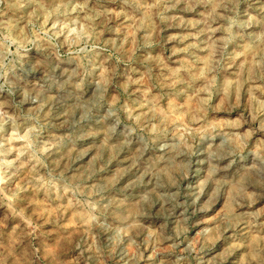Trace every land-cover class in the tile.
Here are the masks:
<instances>
[{
  "label": "clouds",
  "instance_id": "obj_1",
  "mask_svg": "<svg viewBox=\"0 0 264 264\" xmlns=\"http://www.w3.org/2000/svg\"><path fill=\"white\" fill-rule=\"evenodd\" d=\"M244 2L0 0V200L12 191L14 179L30 170L28 183L44 194L49 208L56 206L52 222L60 226L58 214L66 207L73 214L81 236L66 247L75 264H107L115 259L113 248L119 249L121 264H138L148 250L151 264H193V258L196 264H213L218 253L203 248L196 253L190 245L179 252L184 243L179 233L148 229L138 240L134 220L118 223L115 211L107 210L106 189L88 183L85 173L65 175L53 167L59 119H49L45 107L55 90L86 112L106 108L115 125L123 115L127 135L145 150L163 153L166 164L210 144H218L230 163L236 156L243 160L247 142L255 132L264 133V6L259 14L242 12ZM181 3L187 12L202 8L199 18L168 15ZM161 25L184 30L168 37L169 44L177 43L167 57L153 51ZM134 65H143V71ZM116 89L138 98L121 102ZM245 101L248 118L241 113L222 123L216 119L218 112H236ZM257 159L253 167L264 179V156ZM166 246L167 253L157 251ZM247 254L249 264H264V235L253 239ZM42 255L30 242L14 246L0 238V264H40ZM68 261L58 257L56 264Z\"/></svg>",
  "mask_w": 264,
  "mask_h": 264
},
{
  "label": "rangeland",
  "instance_id": "obj_2",
  "mask_svg": "<svg viewBox=\"0 0 264 264\" xmlns=\"http://www.w3.org/2000/svg\"><path fill=\"white\" fill-rule=\"evenodd\" d=\"M261 6L264 0H246L241 11L259 14ZM113 7L119 10V5ZM185 7L181 3L168 15L198 19L203 10L187 12ZM119 24L118 18L114 25ZM183 32L174 26L161 25L159 43L153 51L165 57L171 55L177 42L169 44L168 37ZM180 58L187 57L180 54ZM134 67L143 71V65ZM116 94L121 95V102L138 98V94L124 96L119 89ZM45 113L54 122L59 119L54 129L59 150L53 153L52 166H58L65 175L85 173L88 183L106 189L107 210L115 211L118 223L134 220L137 227L133 231L138 240L144 239L148 229L167 235L179 233L184 241L179 252L190 245L196 253L201 248L213 255L218 253L213 264H249L247 253L253 239L264 235V179L253 167L258 166L257 157L264 156V133H254L243 149L244 159L236 156L235 163L223 158L224 150L218 144H210L195 156H178L174 163L166 164L163 153L145 150L135 137L127 135L125 125L129 122L123 115V122L115 125L106 108L86 112L70 97L56 95L55 90L47 99ZM241 113L246 118L250 116L246 101L236 112H218L216 119L222 123ZM248 127L245 125L241 133ZM251 127L258 128L259 122ZM249 151L253 155L249 156ZM30 176L29 170L15 178L10 184L12 191L0 200V238L14 246L30 242L41 248L40 264H56L58 257H69L68 264H75L66 245L69 239H79L81 233L76 230L71 210L66 207L58 214L62 217L60 226L54 224L56 206L48 207L44 194L28 183ZM88 240L94 243L96 236L91 235ZM169 250L166 246L157 251L163 254ZM113 253L115 259L107 264H121L119 249L113 248ZM129 254L137 255L135 247L129 248ZM151 255V250L145 252L138 264H151Z\"/></svg>",
  "mask_w": 264,
  "mask_h": 264
}]
</instances>
